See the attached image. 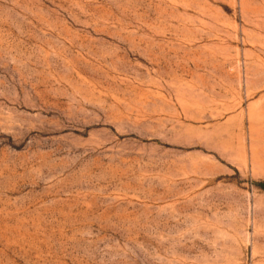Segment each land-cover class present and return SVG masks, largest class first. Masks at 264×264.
<instances>
[{
  "label": "rangeland",
  "instance_id": "obj_1",
  "mask_svg": "<svg viewBox=\"0 0 264 264\" xmlns=\"http://www.w3.org/2000/svg\"><path fill=\"white\" fill-rule=\"evenodd\" d=\"M0 264H264V0H0Z\"/></svg>",
  "mask_w": 264,
  "mask_h": 264
}]
</instances>
